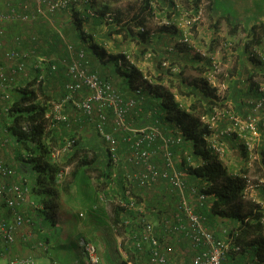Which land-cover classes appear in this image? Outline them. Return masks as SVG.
Wrapping results in <instances>:
<instances>
[{
  "label": "built area",
  "instance_id": "obj_1",
  "mask_svg": "<svg viewBox=\"0 0 264 264\" xmlns=\"http://www.w3.org/2000/svg\"><path fill=\"white\" fill-rule=\"evenodd\" d=\"M5 8L0 7V55L7 61L14 63L17 70L24 67V60H26L31 52L22 50L18 47H6V39L8 37L5 24L22 23L25 25H32L37 23L42 17L53 19L58 12L73 11L79 2L88 8L86 9V16L89 18H99L94 10L93 0H4ZM0 0V2H4ZM172 2L171 6L163 7L162 17L157 13L148 17L141 26L134 28V32L141 34L149 33L150 41L156 43L159 36V30L168 28L170 34L165 33V37L169 43V48L173 49L178 46L186 47L190 51L208 58V67L204 72V80L208 86L213 89V93L217 98L216 105L211 106L207 113L200 117L201 125L206 128L208 134L203 135L206 150L210 151L223 164L222 160L228 156L229 146L234 143L239 149L245 153V162L243 168L231 173L239 177L244 183L243 190L238 198V203L243 206L252 204L264 211V197L263 200H258L256 192L264 193V81L256 88L258 98L253 102L246 103L252 106V113L246 116H241L237 113L231 105L226 101V93L228 89L229 74L224 68L221 58V49L206 52L200 48L195 40V35L198 28L203 24L205 19V12L208 2L202 1L198 6L194 7L192 4L186 6L182 0H165ZM136 7L141 5L142 0H135ZM155 8V3H151ZM82 19L85 15L80 16ZM115 13L107 12L100 19L103 22L101 28L115 27ZM88 18V19H89ZM88 20H84L83 26ZM150 27H152L150 29ZM83 31H86L85 26ZM59 35H62V29L58 30ZM85 33V32H84ZM92 32L87 31L86 34ZM12 38V37H11ZM61 38V37H60ZM120 37L113 35L112 39L116 42ZM64 40V37L62 36ZM29 40L34 42L35 36H29ZM112 40V41H113ZM12 41L17 45L20 44L21 39L19 35L13 36ZM63 50L72 55L71 63L67 65L66 77L68 78L65 84L66 95L63 97L61 103H51V108L47 113V118L50 121L68 124L71 119L66 110H63L65 104H69L70 108L75 110L83 120L91 121V125L99 134L101 140L108 142L111 146L116 144L115 139L105 131V126L108 121V113L113 114L114 125H123V117L132 111L136 110V98L142 97L144 93L143 87H137L127 98L117 93L113 84L99 77L97 72L90 71L88 68V60L84 49L72 51V45L64 42ZM130 45V44H129ZM229 48L231 44L227 43ZM125 60H129L134 64L130 52L122 51ZM249 55L251 57L258 56L264 64V52H257L251 50ZM153 53L148 51L142 60H150ZM37 65H42L47 62L45 57H38L35 59ZM118 65H122V61L118 60ZM139 66V65H138ZM51 70L55 69V65H49ZM162 67L170 69L168 62H162ZM139 70L142 68L139 66ZM174 76L177 73L176 68L170 69ZM15 73V70H12ZM43 76V75H42ZM40 76L39 79H43ZM144 79L147 84H153L152 79L147 73H144ZM11 79L7 76L6 67L0 63V101L6 103L4 106V113L11 103V96L8 92ZM186 108L180 103V106ZM86 118V119H85ZM80 118L74 120L77 122ZM82 120V122H83ZM133 138H129L127 157L131 164H126L132 167L134 173L127 172L128 181L124 187L125 201H119V206L136 214L140 230L137 234H132V237L138 250L147 249L148 264H222L223 260L229 253L238 254L242 247L237 243L236 236L238 230H233L230 234L228 229H220L221 234H216L210 227H208L205 215L201 208L209 209L213 195H207L202 192L199 185H191L188 178V169L195 165L191 154L184 152L186 157V164L183 169L177 168L178 158H175L169 150V146L183 145L182 132H176L175 136L164 138L159 129L153 125H144L132 130ZM162 142L160 149L164 150V169H157L151 162V158H158L159 147H155L158 142ZM128 142V141H127ZM74 140H67L65 145L60 149H54L51 152L53 160H59L68 154ZM164 146V149H163ZM154 147V148H153ZM111 154L109 158L112 160L114 170L112 177L115 178L117 171L120 168L119 163L121 159L117 156L116 147L109 148ZM108 149V150H109ZM258 164L261 172L254 175L251 172L254 164ZM19 165V162H17ZM224 165V164H223ZM135 166L136 169L133 167ZM144 170V171H143ZM245 170V171H244ZM16 168L0 160V202L4 204L8 211L9 218H0V248L14 243L16 233L25 223H28L19 211V206L29 194V187L26 184L11 182L9 180L15 176ZM70 172V168L65 166L57 175L58 180H62L66 174ZM262 175L261 177H259ZM164 183L172 195L170 204V211L165 218H162L161 227L156 232L153 221L151 220V212L148 206L139 199L140 193L138 190L147 189L153 190L157 183ZM114 184V183H111ZM115 185V184H114ZM204 185V183L202 184ZM149 191V192H151ZM149 210V211H148ZM168 210V209H167ZM125 212V214H128ZM150 218V220H149ZM160 220V219H158ZM226 221V220H225ZM227 222V221H226ZM264 223V218H262ZM233 224H238L234 222ZM161 230V231H160ZM180 238L185 239L190 247V258L177 259L171 254L173 244ZM169 240H171L169 242ZM173 240L175 242H173ZM177 244V243H176ZM37 247L44 252L47 246L43 242H37ZM84 253L86 254L88 264H101L100 256L97 248L90 242L82 243ZM3 253L0 250V258ZM7 264H39L32 257H15L10 258ZM49 264H57L50 262Z\"/></svg>",
  "mask_w": 264,
  "mask_h": 264
},
{
  "label": "trees",
  "instance_id": "obj_2",
  "mask_svg": "<svg viewBox=\"0 0 264 264\" xmlns=\"http://www.w3.org/2000/svg\"><path fill=\"white\" fill-rule=\"evenodd\" d=\"M102 1L100 0L99 2ZM182 1L186 6L192 4V6L196 7L203 0ZM204 1L208 2L209 0ZM94 2L95 0H93L91 7L95 6ZM111 2L113 3L114 0H111ZM151 3H155V8L151 6ZM107 5H110L109 0L105 3L102 10H96L99 18H90L92 21H99L97 26L101 33H98L99 30L91 34L84 33L82 25L84 20H89V17L85 16L82 19L80 17L81 14L78 13L75 14L70 22L71 29L70 27H64L62 32L65 34L67 44L72 45L73 53L84 49L89 63V70L98 73V70L102 69V75L98 73L99 77L111 82L117 93L127 98L124 96V92H130L131 94L137 87L144 88L142 97L135 99L137 102L136 110L123 117V125H114V116L111 112L108 113L105 131L115 139L116 144L111 146L108 142L102 140L106 149L104 153L105 158L100 160L97 157L96 151L91 150L88 146L90 144L89 139L81 138L79 136L80 132L77 133V130L74 129V126L70 122H68V128V124L50 121L47 118L51 103H61L63 97L66 95L65 84L68 81L66 68L71 63V58L69 59L65 53L67 59L65 63L67 65L52 63L47 59L51 55L45 49L35 54L41 57L46 56L47 62L42 65H37L35 60H33L35 65H30L28 59L30 57L24 60L25 65L21 70H17V66L11 63L7 70V76L13 81L10 82V86H14L18 81L20 84L23 83V85H18L8 90L10 91L11 103L6 111V119L8 121L5 124V131L9 139L21 152L19 158H17L19 162L18 167H16L17 171L27 172L31 175L30 179L33 180L34 185L31 188L32 191L47 192L49 196L58 198L61 188L66 192L69 190V186L67 183L61 187L57 175L66 165L76 162L74 172L83 168L99 171L102 178V186L105 187L111 183L117 184V190L121 192L120 201H125L123 190L125 182L128 181L127 172L134 173L132 167H127L123 162L124 158L127 165L131 164L125 159L128 153L126 147L129 140H131L129 138H133L132 130L144 125H153L159 129L164 138H170L175 136L179 129L182 132L183 145H170L169 150L175 158L179 159L176 165L178 169H183L186 164L184 152L188 151L191 154L195 165L188 169L187 181L191 185H199L205 194L213 195L214 198L210 208L208 210L205 207L201 208L208 227L215 232L216 219H222L230 223L228 227H225L226 229L229 228L228 232L230 234L233 230H238L235 243H238L242 247L241 252L238 254L229 253L222 264H248V262H245L246 255L251 256L249 262L255 260L264 263V223H262L264 211L252 204H248L247 208H244L242 204L238 203L244 183L239 177L229 173L227 166L223 165L215 155L205 148L203 135L209 132L201 125L200 117L207 113L211 106L216 105L215 101H217V98L213 93V89L204 80L198 85L192 84L183 77L184 70L179 71L180 64L169 56L171 48H169L168 42L164 39L166 38L165 33L170 34L168 28L159 30V37L157 38L159 41L156 43H151L148 32L141 34L134 32L135 27L143 25L148 17L154 15L153 12L162 17L163 7L171 6L172 2L165 0H142L141 5L138 6L135 12L129 15L128 19L122 18L123 14L121 11L117 10L116 13L113 11L116 15L114 24L117 23V25L111 28H101L103 22L100 17L108 12ZM93 29H96L95 26ZM251 30L253 32V29ZM113 35L125 40L124 43L126 44H129V41H134L140 47V49L137 48L140 54H136L134 58L132 57L134 64L129 60H125V56L122 54V51H126L124 47H120L123 50L119 54H110L106 50L111 45L117 47V42L112 39ZM163 43H167L168 46L164 48ZM64 46V44H61V41L57 42V47L63 49ZM160 46L165 49L161 52V55L159 54ZM175 49H178V51H189L188 48L181 46L171 50ZM208 50L211 51V49ZM148 51L153 53V57L150 59L151 64L154 65L156 72H158L156 73L158 82L153 84H147V80L144 79V73L147 72L139 70V66L135 61L139 55H141L140 59H142V56ZM118 60L122 61L121 66L118 65ZM162 62H168L170 69H177V73H174V76L178 79L176 80V87L178 88L176 93L173 92V84L166 86L163 83L165 79L171 78L169 75L173 74L170 69L162 67ZM49 65H55V69L52 71ZM12 70H15L14 74ZM53 75H57V77L63 80V86L60 87V91L55 95L47 89L48 86L46 87ZM40 76L43 79L40 80ZM177 93L184 97H194L193 102L188 108L189 110L185 109L182 105L180 106V102L176 101ZM67 106L69 104H65L63 110H66L68 113ZM85 122L91 125V121L85 120ZM96 134L100 137L97 131ZM67 140H74L71 151L62 157L64 161L53 160L51 152L54 149L62 148ZM161 144L163 143L160 141L155 146L159 147L158 158H151L152 164L157 169H164L166 164L164 150L160 149ZM110 147H116L117 156L121 159L119 163L120 168L115 178L112 177L114 167L112 160L109 158L112 152L109 149ZM90 152L91 155L88 154ZM240 155L242 159L246 156L243 150ZM133 167L136 169L135 166ZM123 179L126 181L124 182ZM203 183L204 185H202ZM138 191L147 193L148 190L143 189V191ZM56 206L51 205L48 209L55 208L54 210H56ZM40 211L45 215L44 220L50 219V215L44 212L43 208H40ZM169 211L167 210V212ZM128 218L130 217L128 214H125L124 208L118 204L114 209L113 226L125 230L129 222ZM234 222H238V224H233ZM128 245L134 249L130 250L129 246L125 247L126 245H122L127 253L131 254L134 252V254H139L136 244L129 241ZM134 264H137L135 260Z\"/></svg>",
  "mask_w": 264,
  "mask_h": 264
},
{
  "label": "crops",
  "instance_id": "obj_3",
  "mask_svg": "<svg viewBox=\"0 0 264 264\" xmlns=\"http://www.w3.org/2000/svg\"><path fill=\"white\" fill-rule=\"evenodd\" d=\"M5 3L6 1L0 2V7L4 9ZM208 3L209 8L205 12L203 24L196 32L195 40L197 45L203 50H222V64L227 74H229V87L226 93V101L237 113L244 117L252 113V106H248L246 103L253 102L258 98L256 88L264 81L263 62L258 56L251 57L249 55L251 50H257L259 53L264 52V12L253 14L242 12L238 14V17H231L219 11H214L213 0H209ZM88 8L82 5V8H78V10L75 8L73 12L77 13L76 11H81L78 14L86 16V9ZM67 13H69V16ZM58 14H65V16H67L62 20V24L63 26L67 25L65 27H70L71 29L70 22L73 19L71 13L69 11H63L58 12ZM7 24L20 26L19 31L14 30L13 33L10 34L13 36L19 35L21 42L19 45L16 43H12L11 45L8 44L6 47H18L22 50L30 51V58H28L30 65H35L33 60L41 57L35 54L45 49L49 51L51 56L47 59L52 63L62 64L64 66L67 65L65 63L67 59L63 58L59 53H56L58 50L57 42L59 43L61 41V44H64L67 40L65 39L64 32H62V35H59V29L57 30L53 27V19L44 17L32 25L11 22H7L5 25ZM97 24H99V21H92L89 18L84 26L92 29L95 26L97 32L99 30ZM48 27L55 30L52 32ZM251 29H253V32ZM98 33H101V31L99 30ZM29 36H35L36 40L34 42L30 41ZM122 42L123 39L119 38L116 43L117 48L124 46ZM151 43L153 42L151 41ZM227 43L231 44L229 48L226 45ZM168 44L163 43L162 45L165 48ZM130 46L133 47L132 44H130ZM163 47H159L160 55L161 52L165 50ZM137 48L140 49L139 46H137ZM63 52L66 53L64 50ZM66 54L69 59L72 58V55ZM169 56L180 64L179 71L184 70L185 75L190 77L189 80H191L190 82L192 84L195 83L199 85V83L204 80V72L208 67L207 58L195 53L193 50L178 51V49H170ZM43 57L46 56L44 55ZM137 58L140 59L141 55ZM153 67L154 65L152 64V68ZM6 70H8V68H6ZM98 71V73L102 75L103 70L100 69ZM22 84L18 81L14 86L12 85L7 88L11 90L15 86ZM62 86L63 80L57 77V75H53V77L50 78L49 84L46 85L47 89L53 95L57 94ZM189 89L191 88L189 87ZM124 93L126 97H128L126 94L131 95L130 92ZM180 99L181 97L177 95L176 101L179 102ZM187 99L191 104L194 97L188 96ZM0 102V160L18 167L17 158H19L21 152L17 149V146L11 142L5 131V124L8 120L4 113V104L2 101ZM70 123L72 124V122ZM72 125L74 129L81 132V137H83L85 133L81 131L83 130L82 120H77V122ZM80 127L81 130H78ZM68 128L67 130H69ZM5 143L11 145L13 149L11 153L7 151V144ZM230 145L234 147V143ZM241 151L242 150L239 149L236 153L239 156L240 168H243L245 159L241 158ZM227 157L228 156H226L222 162L225 166L229 164L227 167L228 172L233 173L229 170L233 167L232 161H229ZM258 164L262 168L261 164ZM30 177L31 175L27 172L17 171L15 176L9 180L11 182L24 183L30 189L29 194L19 206L20 213L26 220L28 219V223H25L17 230L14 243L0 248L3 253L0 259L8 261V259L15 257H32L39 264H49L50 262H56L57 264H88L82 243L90 242L97 248L101 264H134V260L137 264H148L147 249L138 250L139 252H137L139 254H134V252L129 254L122 246L126 245L125 247H128L129 241L135 244V242H133L134 239L132 237L130 238V236L135 234V232H137V234L141 232V226L136 217L137 215L131 211L127 212L125 210L130 217L128 219L131 223L128 222L125 230L113 226L114 209L119 204L121 198V192H118L117 184H109L103 187L101 185L102 178L99 171L84 168L78 169L75 172L73 170L69 175L67 174L64 176V178L66 177L65 179L71 180L68 182L69 190L60 197L63 191V188H61L58 198H53L49 196L47 192L32 191L31 188L34 185ZM59 182V185L63 187L64 184L62 183L64 180H59ZM149 191H147V193L139 191V197L143 202L145 200V204L150 209L152 213L150 218L153 221L156 232H158L159 228L162 226L161 223H163L161 220L166 217L168 213L167 209L169 210L171 207L169 203L173 198L168 187L162 182L157 183L154 189L151 192ZM256 196L258 200L262 201L264 193L256 192ZM51 205H54V207L57 205L56 210H54L55 208L49 210L48 208H50ZM40 208H43V211L50 215V219L44 220L45 215L41 213ZM157 208L158 210H156ZM1 217L9 218V214L4 204L0 202V218ZM215 222H217L215 233L219 235L221 234V230L223 228L226 229L225 227H228L230 224L222 219H216ZM170 241L171 240H169V242ZM37 242H43L47 246V250L44 252L42 249H39L36 245ZM173 242L175 241L173 240ZM176 243L173 244L174 248L172 247L171 254L175 257H179L178 259H185L187 255L190 254L189 244L182 238ZM129 249L133 250L134 248L129 246ZM250 259L251 256L246 255L245 262H248V264H264L255 260L249 262Z\"/></svg>",
  "mask_w": 264,
  "mask_h": 264
},
{
  "label": "rangeland",
  "instance_id": "obj_4",
  "mask_svg": "<svg viewBox=\"0 0 264 264\" xmlns=\"http://www.w3.org/2000/svg\"><path fill=\"white\" fill-rule=\"evenodd\" d=\"M99 1L100 0H98V1L95 0L94 5L96 7L95 6L93 7L94 10H102V8H104V6H105V3L108 2V0L107 1H102L101 0L103 3L99 2ZM134 1L135 0H114V2L112 3L111 0H109L110 5H107L108 6V12H110V11L113 12L114 11L116 13L117 10L121 11L122 14H123L122 18H124L126 20V19H128L129 15L132 14L133 12H135L136 9H137L136 3ZM213 4H214V11H219V12L223 13L224 15H230L231 17H238V14L242 13V12L243 13H248V14L264 12V0H213ZM75 8H77V10H78V8H82V4L79 2L78 6H75ZM208 8H209V4H208ZM208 8H207V10H208ZM73 11H74V9H73ZM73 11L70 12L71 15H72V18L76 14V13H73ZM76 12L79 13L81 11H76ZM64 13H66V12H64ZM67 14L69 16V13H67ZM65 17H67V16H65V14H57L56 16H54V18H53L54 26L53 27H55V29H57V30L59 28L63 30L64 27L67 26V25L63 26V24H62V20ZM19 27H20L19 25H10V24L9 25L8 24L5 25V30H6V33L8 35V37L6 39V43H7L6 45L7 46H8V44L11 45L12 43H14L12 41L13 38H11L13 35L10 34V33H13L14 30L15 31H19ZM48 28L52 32H53V30H55V29H51V27H48ZM151 28L152 27H150V29ZM85 29H86V31H84L85 33H87V31H88V33L96 31V29L93 30L90 27H85ZM124 41L125 40H123V42H122L123 43L122 45L126 46V47L123 46L124 49L126 51L128 50V52H130V54L132 55L133 58L135 57L136 54H140L139 50L137 49V45L135 47L136 43L134 41H129L128 40L129 44H132L133 47L130 46L129 44L124 43ZM106 50L108 52H110V54H119L123 50V48H117L116 46H112L111 45ZM204 50L206 52L209 51L207 49H204ZM211 51H214V50L211 49ZM220 52H221V54L223 53L222 50H220ZM56 53H59L61 56H63V58H66V55L63 52L62 48L58 47V50L56 51ZM222 59H223V57L221 58V62H222ZM135 61L142 68V70L144 72H147V75L150 76V78L152 79L153 83H157L158 82L157 81V75H156V73H158V72H156L154 67L152 68L151 60L143 61L142 59L140 60L139 58H137ZM0 63H1V65H3L6 68H8V67H10L12 62L5 60L0 55ZM183 77L186 78L187 80H189V78H190L187 75H185V73H184ZM189 81H191V80H189ZM163 83L166 86L169 85V84H173V86H174L173 92H175V93L177 92L176 90H178V88L176 87L177 86V81H176V77L175 76H173V77H171L170 79H167V80L165 79ZM178 96L181 97V99L179 100V102L181 104H183L186 108L190 106L189 105L190 101L187 99L188 97H184V96H182L180 94H178ZM53 97H55V96H53ZM3 104H4V106H6V103L3 102ZM66 109L68 111L67 114L69 115V118L71 119L70 122H72V124L76 123V122H74V120L77 119V118H80L81 120H83L82 117L80 116V114H78L75 110L70 108V106H67ZM82 124H83V126H82L83 130H81V127L78 130H81L82 132H84L85 133L84 134L85 137H81V134H80L81 132L79 133L77 131V133L80 134L79 136L81 138L89 139L90 144H88V146L91 148V150L96 151L97 157L100 158V160H103V158H105L104 153H105V149H106L104 143L102 142L101 138L97 136L96 131L94 130L92 125L87 124L85 122V120H83ZM133 124H134V121H133ZM133 126H135V125H133ZM5 144H7L6 145L7 146V151H9L11 153L13 151V149L11 148V145L8 144V143H5ZM238 150H239V148L237 146H234V147L231 146V145L229 146V152L227 153L228 154L227 159L229 161H232L233 167H231L229 169L231 172H233L234 170H238V168H240V166H241L240 160H239V156L236 153V152H238ZM88 154L91 155V152L88 153ZM59 160L62 162V161H64V158H61ZM75 164H76V162H73L70 165H66L67 167L70 168V172H72L74 170ZM228 165L229 164H227L226 166L228 167ZM11 167L12 168H16L15 166H12V165H11ZM251 172L254 175H258V173L261 172V169L258 166V163L254 164V166L251 169ZM69 173H68V175H69ZM261 176L262 175H260L259 177H261ZM65 178L62 179V181L64 180V182L62 183L64 185L71 181V180H67ZM65 182H67V183H65ZM61 193L62 194H60V197L63 194H65L66 192L62 191ZM247 206H248V204L244 208H247ZM184 257H186V256H184ZM176 258L178 259L179 257H176ZM189 258H190V254H188L185 259L188 260ZM0 264H7V260L0 259Z\"/></svg>",
  "mask_w": 264,
  "mask_h": 264
},
{
  "label": "clouds",
  "instance_id": "obj_5",
  "mask_svg": "<svg viewBox=\"0 0 264 264\" xmlns=\"http://www.w3.org/2000/svg\"><path fill=\"white\" fill-rule=\"evenodd\" d=\"M207 10V9H206ZM63 34V33H62ZM187 108H189V107H187ZM187 110H189V109H187ZM10 165V164H9Z\"/></svg>",
  "mask_w": 264,
  "mask_h": 264
}]
</instances>
